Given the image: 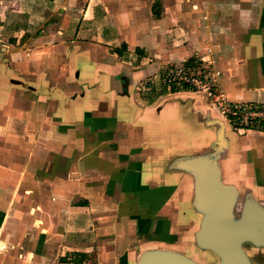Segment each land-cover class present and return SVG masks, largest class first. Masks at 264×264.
<instances>
[{
    "label": "crops",
    "instance_id": "0c3cea01",
    "mask_svg": "<svg viewBox=\"0 0 264 264\" xmlns=\"http://www.w3.org/2000/svg\"><path fill=\"white\" fill-rule=\"evenodd\" d=\"M191 59L226 100L264 105V0H0V264L174 249L149 208L169 177L193 188L167 166L215 138L211 107L163 85ZM222 164L264 203L263 134H237Z\"/></svg>",
    "mask_w": 264,
    "mask_h": 264
},
{
    "label": "water",
    "instance_id": "95a60500",
    "mask_svg": "<svg viewBox=\"0 0 264 264\" xmlns=\"http://www.w3.org/2000/svg\"><path fill=\"white\" fill-rule=\"evenodd\" d=\"M206 124L215 128L209 148L174 157L167 170L193 180L190 206L199 217L195 247L212 256L214 264H252L244 245L264 248V203L227 181L222 162L231 140L226 125L216 117ZM136 264L201 263L178 250L151 248L139 254Z\"/></svg>",
    "mask_w": 264,
    "mask_h": 264
},
{
    "label": "rangeland",
    "instance_id": "374dc122",
    "mask_svg": "<svg viewBox=\"0 0 264 264\" xmlns=\"http://www.w3.org/2000/svg\"><path fill=\"white\" fill-rule=\"evenodd\" d=\"M198 63H202V62H200V60H195V63L192 64L193 66L192 65L187 66L185 64H182L178 67L169 68L165 72L164 77L162 78V80L164 81L163 85H165L167 90L171 92L186 93L183 96H178L179 100L184 101L183 99L188 100L191 99L192 97H198L199 99H202L205 102V104L208 107H211V109L215 112V117L221 119L222 113L219 106H220V102L223 101V99L221 98L222 96L217 92L216 76L209 66L204 67L202 63V67L206 69L204 70V72L207 71V73L210 74V79L208 78V81H206L207 87L204 86L193 87V86L181 85L179 81L173 76V74L170 73V71L177 69H186L187 71H189L192 67L193 68L196 67L195 65ZM202 67H196V68H201V70L196 71L195 69L194 74L197 73V76L202 75L203 78L205 74L202 72L203 69ZM187 93H191V94H187ZM192 93H195V95H192ZM225 125L227 130V136L230 140L233 137H236L237 134L243 136L247 134V131L244 129L232 127L230 125H227L226 123ZM257 132H260L261 134L264 135V129ZM191 136L192 135H190L189 132L184 133L182 136H180V142L184 143V141L188 138L190 139ZM174 138L175 137L172 135V137L170 138V142H172ZM201 138H202V133L200 132L199 134L200 141ZM168 146L170 147L171 154L177 155L174 154L177 153L176 148L184 145L175 140L174 143L172 144L170 143V145ZM198 151L199 150L197 149L193 152H198ZM176 177L177 178L169 177L167 179L168 185L171 184L173 185L174 188L172 187V190H170V192H166V195L164 194V196H161V198L158 199L156 198L158 202L153 203L151 208H149L151 210L150 213L151 221L164 220L160 225L159 230L163 232L162 233L163 235H165L168 239L171 240L170 246L167 247L174 248L173 250L181 251L186 255L194 258L196 261L200 262L201 264H214L215 263L214 258L210 256L208 253L198 250L193 243V235L196 229L198 228L199 217L194 213V211L190 206V202L193 197V188L192 185L190 184L191 182L189 180V182L186 183L184 181L183 175H177ZM157 211L159 212L162 211L163 216L158 215L157 218H155L156 215L155 213ZM157 235L158 236L160 235L159 232L157 233ZM144 240L146 241V238H144ZM145 244L147 243L143 242V245L140 246V248H138L135 251L134 253V255H136L134 262L135 264L139 254L143 252L142 250L144 248H146Z\"/></svg>",
    "mask_w": 264,
    "mask_h": 264
},
{
    "label": "built area",
    "instance_id": "2783aa9c",
    "mask_svg": "<svg viewBox=\"0 0 264 264\" xmlns=\"http://www.w3.org/2000/svg\"><path fill=\"white\" fill-rule=\"evenodd\" d=\"M195 66L202 67L201 63ZM196 67H192L189 71L177 69L170 71V73L173 74L181 85L207 87L206 81H208V78L210 79V74L207 71L204 72L206 69L202 67V72L205 76L203 78L202 75L197 76V73L194 74V71L195 69L199 71L201 68ZM221 98L223 99L219 106L222 113L221 119L227 125L246 131H261L264 129V105L258 103H234L227 101L223 96Z\"/></svg>",
    "mask_w": 264,
    "mask_h": 264
},
{
    "label": "flooded vegetation",
    "instance_id": "af4514ba",
    "mask_svg": "<svg viewBox=\"0 0 264 264\" xmlns=\"http://www.w3.org/2000/svg\"><path fill=\"white\" fill-rule=\"evenodd\" d=\"M252 264H264V248L256 247L251 243L244 245Z\"/></svg>",
    "mask_w": 264,
    "mask_h": 264
},
{
    "label": "trees",
    "instance_id": "16d2710c",
    "mask_svg": "<svg viewBox=\"0 0 264 264\" xmlns=\"http://www.w3.org/2000/svg\"><path fill=\"white\" fill-rule=\"evenodd\" d=\"M156 16H158L157 15V13H154ZM193 63H195V60L194 59H191V60H189L187 63H186V65L187 66H189V65H192Z\"/></svg>",
    "mask_w": 264,
    "mask_h": 264
}]
</instances>
